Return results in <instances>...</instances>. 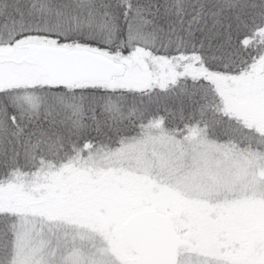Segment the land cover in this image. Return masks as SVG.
Listing matches in <instances>:
<instances>
[{"label": "snow or ice", "instance_id": "1", "mask_svg": "<svg viewBox=\"0 0 264 264\" xmlns=\"http://www.w3.org/2000/svg\"><path fill=\"white\" fill-rule=\"evenodd\" d=\"M0 264H264V0H0Z\"/></svg>", "mask_w": 264, "mask_h": 264}]
</instances>
